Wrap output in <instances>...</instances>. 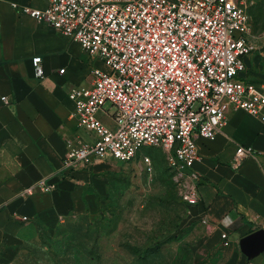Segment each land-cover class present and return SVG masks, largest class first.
<instances>
[{"label": "built area", "instance_id": "built-area-1", "mask_svg": "<svg viewBox=\"0 0 264 264\" xmlns=\"http://www.w3.org/2000/svg\"><path fill=\"white\" fill-rule=\"evenodd\" d=\"M43 8L15 9L79 43L105 69L95 68L91 86L69 93L72 116L88 133L83 143L69 142L62 173L93 162L152 161L140 150L161 148L183 202L199 203L202 175L199 141H214L241 112L264 124V84L246 77L256 50L248 0H44ZM32 64L45 77L43 59ZM61 74L65 69L60 70ZM110 104L109 109L106 105ZM106 121H109L106 122ZM263 155L239 146L233 168ZM45 180L26 195L50 193ZM223 246L230 241L222 235Z\"/></svg>", "mask_w": 264, "mask_h": 264}, {"label": "crops", "instance_id": "crops-1", "mask_svg": "<svg viewBox=\"0 0 264 264\" xmlns=\"http://www.w3.org/2000/svg\"><path fill=\"white\" fill-rule=\"evenodd\" d=\"M14 3L45 6L44 0H0V264L36 222L53 230L70 211L85 205L86 190L99 185L112 165L93 162L62 173L69 142L79 145L88 138L72 116L69 93L75 86H91L98 68L94 65L102 62L79 43L15 9ZM36 56L43 59V79L32 64ZM241 145L263 155L234 169L233 157ZM199 146L201 161L194 166L202 175L199 203L188 212V220L203 228L194 246L202 257L196 255L195 262L264 264V249L252 259L240 249L243 237L264 229V124L258 120L243 127L240 120L229 118L214 141L200 140ZM41 180L53 191L24 193ZM223 234L228 235V247L223 246Z\"/></svg>", "mask_w": 264, "mask_h": 264}, {"label": "rangeland", "instance_id": "rangeland-1", "mask_svg": "<svg viewBox=\"0 0 264 264\" xmlns=\"http://www.w3.org/2000/svg\"><path fill=\"white\" fill-rule=\"evenodd\" d=\"M248 2L253 3L256 50L248 58L246 77L264 84V0ZM94 66L104 69L102 63ZM229 118L243 127L258 122L241 112ZM143 154L152 161L151 171L140 162H112L101 183L86 190L85 205L53 230L36 222L4 264H197L194 246L203 235L202 224L188 220L189 207L165 152L145 146L139 160Z\"/></svg>", "mask_w": 264, "mask_h": 264}, {"label": "water", "instance_id": "water-1", "mask_svg": "<svg viewBox=\"0 0 264 264\" xmlns=\"http://www.w3.org/2000/svg\"><path fill=\"white\" fill-rule=\"evenodd\" d=\"M240 249L249 259L258 255L264 249V229L243 237L240 241Z\"/></svg>", "mask_w": 264, "mask_h": 264}, {"label": "trees", "instance_id": "trees-1", "mask_svg": "<svg viewBox=\"0 0 264 264\" xmlns=\"http://www.w3.org/2000/svg\"><path fill=\"white\" fill-rule=\"evenodd\" d=\"M248 63H249V61H247V65H248ZM252 82V81H251ZM253 83H255V82H253ZM256 84H258V83H256Z\"/></svg>", "mask_w": 264, "mask_h": 264}]
</instances>
